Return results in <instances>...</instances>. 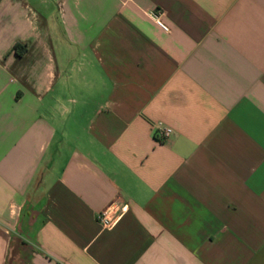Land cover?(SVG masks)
Wrapping results in <instances>:
<instances>
[{
	"label": "crops",
	"instance_id": "0c3cea01",
	"mask_svg": "<svg viewBox=\"0 0 264 264\" xmlns=\"http://www.w3.org/2000/svg\"><path fill=\"white\" fill-rule=\"evenodd\" d=\"M0 264H264V0H0Z\"/></svg>",
	"mask_w": 264,
	"mask_h": 264
},
{
	"label": "built area",
	"instance_id": "2783aa9c",
	"mask_svg": "<svg viewBox=\"0 0 264 264\" xmlns=\"http://www.w3.org/2000/svg\"><path fill=\"white\" fill-rule=\"evenodd\" d=\"M149 16L156 22L157 25L160 26V28L164 32L170 31L169 26L163 21V13H161L159 11H153V12L149 13ZM172 132H173V130L171 128L166 127L160 123L156 126L155 136L160 141H165L172 135ZM118 213H120V212L118 211L117 206H114V205L109 206L108 208L102 210L97 215V222L103 228H110L115 223V219H116Z\"/></svg>",
	"mask_w": 264,
	"mask_h": 264
},
{
	"label": "trees",
	"instance_id": "16d2710c",
	"mask_svg": "<svg viewBox=\"0 0 264 264\" xmlns=\"http://www.w3.org/2000/svg\"><path fill=\"white\" fill-rule=\"evenodd\" d=\"M18 48V47H17ZM17 48H15V49H17Z\"/></svg>",
	"mask_w": 264,
	"mask_h": 264
}]
</instances>
